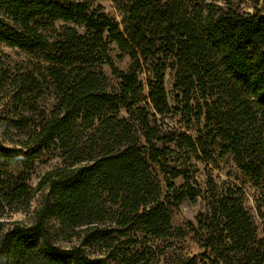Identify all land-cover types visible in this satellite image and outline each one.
<instances>
[{"label":"trees","instance_id":"trees-1","mask_svg":"<svg viewBox=\"0 0 264 264\" xmlns=\"http://www.w3.org/2000/svg\"><path fill=\"white\" fill-rule=\"evenodd\" d=\"M222 1L112 0L117 21L83 0H0V44L39 59L12 74L0 58V105L17 110L0 118V264H109L131 233L168 237L170 203L151 165L178 205L202 194L185 166L212 147L232 156L264 206V15ZM110 44L129 58L126 71L114 66ZM45 92L50 116L26 130L24 115ZM172 113L187 126L202 121L199 137L163 131L156 117ZM49 148L64 166L41 178L37 191L47 192L27 222H5L3 214L28 212L35 191L24 174ZM202 200L209 207L198 221L202 260L174 264H264V238L240 191L209 179Z\"/></svg>","mask_w":264,"mask_h":264},{"label":"rangeland","instance_id":"rangeland-1","mask_svg":"<svg viewBox=\"0 0 264 264\" xmlns=\"http://www.w3.org/2000/svg\"><path fill=\"white\" fill-rule=\"evenodd\" d=\"M91 7H101L111 18L119 21V17L115 11L112 0H83ZM234 8L239 12L254 15H264V0H231ZM219 5H223L222 0H218ZM82 30L81 27L78 28ZM110 56L114 66L118 70L126 71L130 66V60L125 55H121L114 44H110ZM0 58L3 63V68L8 69L12 74H22L31 69L30 63H38L37 55L21 51L17 48H11L0 44ZM110 85H115V80L110 75L107 67L104 68ZM145 84V74L140 77ZM164 85L167 92L168 103L171 107L175 106L173 101L174 95V72L170 69L165 71ZM146 94V91L144 92ZM0 118L7 116H15L16 109L9 101L1 102ZM53 105L52 97L45 92L36 101L33 114H25L27 119V129L38 123L42 118L50 116V110ZM21 113V111L19 110ZM15 118V117H12ZM158 125L163 131L172 133H183L193 139L199 137V131L203 129V123L192 121L187 126L180 115L172 113L165 117H156ZM26 132V131H25ZM24 132L12 131V134L18 137H23ZM180 152H176L172 156V160L179 166L182 163ZM207 157H212L209 161ZM147 158V156H146ZM64 166V158L61 157L57 149L49 148L44 151L33 161L29 170L24 174L26 183L32 190L35 191L34 197L31 200L28 212H16L10 215L3 214L2 219L11 223L13 221L27 222L32 216V212L36 210L41 197L47 192L46 189L37 191L38 184L47 172ZM157 173L159 182L162 188V199L170 203L169 211L172 224V231L168 237L156 239L140 232L131 233L125 240L127 243L121 246L118 252L112 254L109 259V264H127L139 256L144 258L140 264H174L185 258L198 257V261L202 260V255L205 250L199 243L201 232L198 230V221L208 216L209 207L202 200L207 180H212L219 187L235 186L242 196L244 209L252 216L253 222L257 229V236L264 238V206L262 204V191L250 183L247 178L237 169L233 162V158L229 154L221 155L217 151L209 148L205 154L199 155L198 159L191 158L186 164L185 169L190 177L197 183L196 187L201 190V195L191 200L188 196H183V199L178 205H173L175 198L172 193L167 192L163 174L156 166L151 165ZM175 189L180 193L183 185V180L178 178L173 181ZM192 186H195L192 183ZM178 193V192H177ZM59 242V241H58ZM75 242V240H74ZM94 248V253L102 252V250ZM90 251V250H89ZM124 252V253H123ZM206 254L214 259L213 256ZM91 257H96L91 254ZM209 264L207 260H204ZM202 264V263H200Z\"/></svg>","mask_w":264,"mask_h":264}]
</instances>
